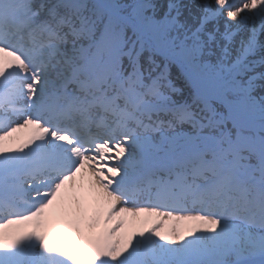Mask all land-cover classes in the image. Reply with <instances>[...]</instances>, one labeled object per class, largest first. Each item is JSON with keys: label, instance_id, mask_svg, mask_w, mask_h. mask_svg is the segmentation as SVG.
<instances>
[{"label": "snow or ice", "instance_id": "1", "mask_svg": "<svg viewBox=\"0 0 264 264\" xmlns=\"http://www.w3.org/2000/svg\"><path fill=\"white\" fill-rule=\"evenodd\" d=\"M0 264H264V0H0Z\"/></svg>", "mask_w": 264, "mask_h": 264}, {"label": "bare ground", "instance_id": "2", "mask_svg": "<svg viewBox=\"0 0 264 264\" xmlns=\"http://www.w3.org/2000/svg\"><path fill=\"white\" fill-rule=\"evenodd\" d=\"M18 135H22V133L21 134H18ZM171 223L172 222H170L167 219H165V224L163 225V227H165V228L170 227Z\"/></svg>", "mask_w": 264, "mask_h": 264}]
</instances>
